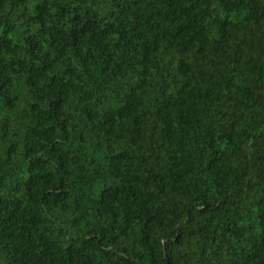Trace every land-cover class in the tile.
<instances>
[{
	"label": "trees",
	"instance_id": "16d2710c",
	"mask_svg": "<svg viewBox=\"0 0 264 264\" xmlns=\"http://www.w3.org/2000/svg\"><path fill=\"white\" fill-rule=\"evenodd\" d=\"M0 264H264V0H0Z\"/></svg>",
	"mask_w": 264,
	"mask_h": 264
}]
</instances>
